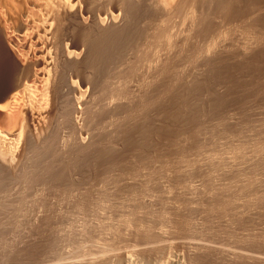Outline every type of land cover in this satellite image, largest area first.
<instances>
[{
	"label": "rangeland",
	"instance_id": "obj_1",
	"mask_svg": "<svg viewBox=\"0 0 264 264\" xmlns=\"http://www.w3.org/2000/svg\"><path fill=\"white\" fill-rule=\"evenodd\" d=\"M246 6L234 22L213 19V25L224 32L227 46L231 45L227 52L235 50L232 54L241 58V50L247 47L256 46L255 52L264 49V1ZM217 33L213 36L222 35ZM190 38L175 45L173 49L179 52H168L170 61H175L166 70L150 73L145 67L149 60L145 58L151 53L141 39L137 47L121 54L124 59L117 65L121 70L115 66L107 72L101 100L107 97V88L120 82L128 106L107 117L120 123L114 132L117 135L97 138L94 134L104 152L97 163L80 162L67 169L70 177L61 181L60 190L38 183L34 188L43 187V194L0 198V260L4 264H63L94 257L110 259L118 253H132L133 260L148 259L152 264L161 259L160 249L168 246L170 254L191 253L189 248L195 242L221 250V254L214 250L221 258L211 264L244 263L237 259L244 250L264 254V100L255 93L247 98L239 86L223 81L203 83L196 96L189 94L187 84L207 75L201 49L211 42L207 37H192L193 47L201 46L194 49ZM161 42L156 47L165 50ZM232 54L227 56L233 59ZM139 56L145 57V64ZM123 61L132 67L126 68ZM239 77L254 83L251 89L258 94L264 90V75L263 80L244 74ZM149 78L152 85L141 100L137 88ZM216 95L223 97L222 104L210 107L208 101ZM92 125H84L89 134L97 130ZM230 155L234 156L232 162ZM182 226L183 231L179 230ZM150 247H159L155 255ZM186 259L184 263L189 264Z\"/></svg>",
	"mask_w": 264,
	"mask_h": 264
},
{
	"label": "bare ground",
	"instance_id": "obj_2",
	"mask_svg": "<svg viewBox=\"0 0 264 264\" xmlns=\"http://www.w3.org/2000/svg\"><path fill=\"white\" fill-rule=\"evenodd\" d=\"M260 1L264 0H0V198L25 193L43 194V187L34 188L38 183H48L54 191L60 190L61 181L70 177L69 169L80 166V162H85V165L98 162L104 152L99 149L95 138H99L98 135L104 134L108 137L114 134L121 127L120 123L107 117H114L117 111L128 106V101L121 94L124 85L120 82L118 85L115 83V87L107 88L108 94L104 100H101V88L107 83V72L120 65V60L124 59L121 54L129 48L137 47L141 39L149 51L147 53L152 55L148 54L150 58L144 57L149 59L146 64L147 60L141 56L140 61H144L142 62L150 73H155L171 66L174 57L170 61L168 52L175 45L188 41L187 38L190 37V40L192 37H197L198 40L211 35L212 39L213 34L218 32L222 35L213 36L215 39L212 40L206 39L211 41L209 45L203 40L207 43L206 47L201 49H204L202 63L207 75L200 81H190L186 91L196 96L201 84L223 81L222 83L239 86L241 91L248 94L247 98L255 93L264 100L263 89L259 90L262 92L258 94L254 88L251 89L250 84L254 83H247L239 77L244 74L252 77L251 79H262L264 64L260 59H264V49L260 47V50L255 52L256 46L247 47L241 50V53H244L242 58L238 57L240 54H232L235 50L232 53L227 52L231 45L228 44V48L224 32H219L215 26L216 22L213 23L215 18H220L225 24L234 22L241 15L243 6L252 7ZM160 41L163 42L161 46L164 45L166 53L162 48V54L160 51L158 53L160 49L156 46ZM189 43L192 45V40ZM203 43L202 46L205 44ZM250 45L254 46L253 43ZM185 46H182L184 50ZM189 47L187 46L188 49ZM227 53L235 56L232 57L234 60L236 57L238 59L232 61ZM177 56L178 54L175 58ZM130 59L133 60V57ZM123 62L128 68V63L125 65V61ZM116 68L120 69V66ZM109 78L108 82L111 79ZM150 84L152 85L150 78L149 81L139 84L137 90L141 100L147 94L145 90ZM222 101L223 97L216 95L211 97L208 103L214 108L220 106ZM115 112L117 113L113 114ZM99 120L101 124H98ZM85 124H93L97 130L94 127L96 131L89 134V129L85 130ZM232 157L234 156L228 157L231 162ZM212 160L215 161L214 158ZM183 227L179 230L183 231ZM209 245L211 244L198 242L192 244L189 248L191 253L189 250L186 252L189 253L186 256L188 260L182 250L180 253H167L169 250L166 246L160 249V257L156 254L161 259H156L152 264H186L184 259L189 264H211L218 257L215 251L219 253L221 250H215L214 245ZM158 248L150 247L148 250L153 253L158 251ZM131 254H113L110 259L101 258L102 260L95 257L96 260H67V263L63 264H150L147 258V261L140 258L133 260ZM238 254V260H248L246 264H264V254L245 253V250L239 251ZM105 257L109 258L106 254ZM218 258H221V255ZM3 261L0 260V264H4ZM241 262L240 264L245 263Z\"/></svg>",
	"mask_w": 264,
	"mask_h": 264
}]
</instances>
